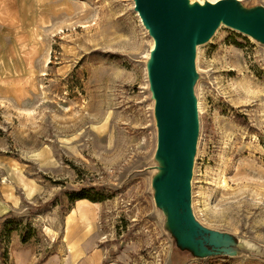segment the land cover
I'll return each instance as SVG.
<instances>
[{"label": "rangeland", "instance_id": "rangeland-1", "mask_svg": "<svg viewBox=\"0 0 264 264\" xmlns=\"http://www.w3.org/2000/svg\"><path fill=\"white\" fill-rule=\"evenodd\" d=\"M152 41L133 0H0V264H173L146 171ZM198 68L195 214L264 246V45L222 26ZM83 187L94 218L69 228Z\"/></svg>", "mask_w": 264, "mask_h": 264}, {"label": "water", "instance_id": "water-1", "mask_svg": "<svg viewBox=\"0 0 264 264\" xmlns=\"http://www.w3.org/2000/svg\"><path fill=\"white\" fill-rule=\"evenodd\" d=\"M153 47L142 57L157 145L146 171L155 214L171 242L173 264L214 257L264 261V246L203 224L193 206L201 134V47L222 26L264 45V4L253 0H133Z\"/></svg>", "mask_w": 264, "mask_h": 264}, {"label": "bare ground", "instance_id": "bare-ground-1", "mask_svg": "<svg viewBox=\"0 0 264 264\" xmlns=\"http://www.w3.org/2000/svg\"><path fill=\"white\" fill-rule=\"evenodd\" d=\"M153 47V41H152V43H151V46H150V48L145 52V54L143 55V57H146L148 54H149V51H150V49ZM200 109H201V107H200ZM25 188H27L26 186H25ZM27 190H28V188H27ZM32 190L31 189H29L28 190V193L31 195L32 194ZM82 200H85L86 202H88V200L87 199H82ZM76 211L78 212V214L81 216V218L83 219V220H86L88 223H91V221L93 220V218H94V216H92L90 213H89V211L81 204V202L78 204V207H77V210H75V213H76ZM76 218L73 216V215H70V216H68V226H69V228L71 227V225H72V222L75 220Z\"/></svg>", "mask_w": 264, "mask_h": 264}, {"label": "trees", "instance_id": "trees-1", "mask_svg": "<svg viewBox=\"0 0 264 264\" xmlns=\"http://www.w3.org/2000/svg\"><path fill=\"white\" fill-rule=\"evenodd\" d=\"M90 189L91 188H94V187H89ZM85 190H88L87 187H83L82 189H80L79 191H73V193H70V200L72 203L78 201V200H82V199H89L93 202H97L99 201V199L97 198H94L92 197L91 195H88L86 192H84ZM14 216V211H9L8 213H6L4 215L5 218H8V217H12ZM214 263V262H213Z\"/></svg>", "mask_w": 264, "mask_h": 264}, {"label": "crops", "instance_id": "crops-1", "mask_svg": "<svg viewBox=\"0 0 264 264\" xmlns=\"http://www.w3.org/2000/svg\"><path fill=\"white\" fill-rule=\"evenodd\" d=\"M81 202V204L87 209V202L85 201V200H78L77 201V203L79 204ZM77 207H78V205L72 210V212L69 214V216L70 215H73L74 217H76V219H78L79 217V219H82L81 218V216L78 214V212L76 211V213H75V210H77ZM87 210H89V209H87ZM84 253H83V257H85V256H87V254L90 252V249L89 248H86L85 247V249H84V251H83ZM84 264H86V262L84 263Z\"/></svg>", "mask_w": 264, "mask_h": 264}]
</instances>
